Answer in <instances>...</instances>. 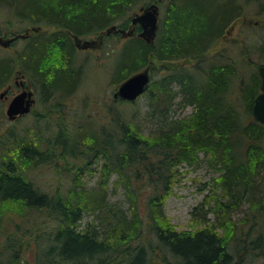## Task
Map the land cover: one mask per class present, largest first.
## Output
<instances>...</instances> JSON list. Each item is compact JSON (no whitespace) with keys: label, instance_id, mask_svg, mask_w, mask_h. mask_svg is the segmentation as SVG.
Here are the masks:
<instances>
[{"label":"trees","instance_id":"obj_1","mask_svg":"<svg viewBox=\"0 0 264 264\" xmlns=\"http://www.w3.org/2000/svg\"><path fill=\"white\" fill-rule=\"evenodd\" d=\"M152 1L164 7L154 40L146 43L136 34L127 37L112 83L116 90L152 61L191 60L190 65L151 67L152 77L143 94L157 129L143 134L126 112L134 101L120 98L116 105L122 110L107 107L100 123L83 110L66 114L65 106L72 103L85 64L83 60L78 66L81 71H69L70 60L78 59L69 33L86 38L110 25L128 29L133 7ZM245 16L259 20L262 35L243 36L238 56L235 51V57L230 52L223 57L210 54L231 23ZM0 17L3 35L19 31L14 29L16 22L41 27L17 63L32 68L39 86L43 108L35 111V117L54 121L49 136L37 131L36 139L18 147L12 140L6 148H18L20 159L8 158L0 169V222L13 210L22 220H33L36 210L47 218L29 222L22 230L15 223L7 233V227L0 230V264H19L29 239L35 264L255 262H247V254L264 264V124L251 115L260 90L257 67L264 63V0H0ZM118 37L120 33L103 36L104 52L106 42L111 38L116 42ZM54 50L57 62L52 66L53 59L47 57ZM13 67L10 56L0 57V89L8 83ZM176 95L192 110L171 118ZM201 152L220 173L200 203L208 207L196 228L179 231L167 223L165 198L179 167L196 164ZM61 160L66 161L62 171L70 177L64 192L42 191L26 176L27 169L20 168L29 161L31 171L38 165L56 169ZM87 173L97 176L96 186L85 187L82 178ZM112 174L116 175L114 186L122 187L127 197L126 209L107 201ZM245 203L249 207L237 222L231 212ZM207 213L213 217L211 222ZM91 215L82 226V219ZM238 232L244 235L237 237ZM233 236L241 247L232 251L236 261H231L234 254L228 249Z\"/></svg>","mask_w":264,"mask_h":264},{"label":"rangeland","instance_id":"obj_2","mask_svg":"<svg viewBox=\"0 0 264 264\" xmlns=\"http://www.w3.org/2000/svg\"><path fill=\"white\" fill-rule=\"evenodd\" d=\"M164 1L165 0H162V2ZM141 5H143V2L137 3L130 11L131 15L134 12H137ZM163 9L164 7L161 5L159 8L160 15ZM255 21L257 20L254 16H245L234 20L226 29L227 31L223 34L228 38H226V40H220L215 48L209 50L210 54L214 52V50L219 49V47L222 48L228 47V45H233L232 41H235L234 39H236L238 44L236 45L234 51L238 56V52L242 50L241 40L243 36H247V33L249 32H251L250 34L255 38L262 35V31L257 27L260 22L259 20L257 22ZM17 23L18 22H16V24ZM16 24L14 29L21 28L20 30H22L25 29L26 26H30ZM0 25L4 26L1 17ZM254 26H256V28H254ZM4 30L5 29H3L2 32H4ZM48 30L50 31L51 29ZM8 34L9 36L12 35L10 33ZM95 37L96 36H88L86 38H93L96 40L97 37ZM114 39L115 38H111L106 42L107 44L105 47V52L103 47L100 49H76L74 47L78 58L81 62L84 60L85 64L83 67L84 73L81 82L71 97L72 101L70 102L72 103H70L68 106H65L66 114L69 116L76 115L77 112L78 114L79 112L81 114V111L83 110L84 114H90L96 123H100L103 121L102 116L106 112V108L116 105V98L113 97L115 86L112 83V79H116L117 77V71H114V68L117 66L118 62L123 60V56L126 51L123 45L127 37H118L116 42H114ZM21 44H23V41H17L16 43L18 48ZM54 52H56V50L52 52L50 58L47 57L48 60L53 59L52 62L49 61V65L52 66H54V64L57 62V55ZM11 53V48L5 49L0 47V57L11 56ZM162 63L173 65V67H178L190 65L191 60L178 59L167 62L152 61L144 68H146L151 75V67H159ZM62 65L63 63H60L58 66L63 67ZM9 83L10 81L8 84ZM38 87L39 86L34 87V96L36 101L28 114L14 120H8L7 117L1 116L0 114V169H2V163L7 161L8 158L13 159L16 156V159H20L17 152L18 148H15L16 151H10L9 149L6 151L7 146L12 143V140L16 141V147H18L20 144H23L25 140L30 139V141H32L36 139L37 131L43 137L50 135V130L54 121H51V119L46 116L35 117V111L43 108V102L41 101V95L38 92ZM6 88L7 86L5 85L0 89V91H4ZM173 89L177 90V86L175 84L173 85ZM13 91L15 92L14 88H8L7 97L0 98V103L4 108L14 95ZM83 101H85V104H83ZM122 107L123 106L121 105H116V109L118 110H122ZM191 110L192 106L181 103L179 95H176L170 107L169 114L171 118H179L187 115ZM127 111L130 119L139 127L143 134L148 135L157 129L158 122L149 114L146 95H140L133 104L128 106V109L126 108V112ZM6 153L8 154L6 155ZM208 158L209 157L207 155L201 152L199 153V161L196 164H182L179 167V171L173 178L171 193L165 198L164 214L166 216L167 223L179 231L194 230L196 228V224H198V221L200 220V217L202 218L205 209L208 207L207 203H203L202 205H200V203L204 199L205 195H208L211 192L213 180L214 178H217L220 173L211 165L210 159ZM16 163H19L18 160ZM64 163H66L65 160H61L60 164L57 161L56 169L48 166L38 165L33 167L31 171L28 167L30 162L27 161L26 163H23L20 168L27 169L25 172L26 176H28L34 182V184L39 187V189L47 192L48 194H53L56 192V190H59V192H64L65 187L68 185L67 181H69L70 177L67 173H64L60 167L63 166ZM88 175L89 174L87 173L82 178L83 180H86L85 187L89 188L96 186L97 176L95 174H93V176ZM115 177L116 175L112 174L108 178V187L106 190L107 201L123 209H126L128 206L127 197L122 187L114 186L113 181ZM248 207V204L245 203L240 205L238 208L233 209L231 212L233 219L239 222L243 218ZM33 212V214L36 213V216H34L35 220L32 214L31 219L33 218V220L28 221L26 219L22 220V215L17 214L16 210L8 211L3 217V222H0V230H2L4 227H7V233L12 228L14 223L21 225L20 230H22L33 221L41 222L47 218L45 213L41 214V211L36 210ZM92 217L93 215L85 216L81 221L82 226L86 221L91 220ZM206 218L210 222L213 220V217L210 213L206 214ZM240 224L241 223H239V225ZM243 235L244 233L238 232L236 236L241 237ZM236 236H233L229 242L228 249L231 252L235 249H241ZM2 237L4 238V234ZM2 237L1 240L3 239ZM29 241V248L23 252L22 260L19 262V264H35L33 255L34 247L32 240L29 239ZM232 253L234 255L232 256L231 261H236L238 258L236 251ZM244 257H246L247 262L250 260H255V262L250 264H259L260 258L257 256L252 257L251 254H247Z\"/></svg>","mask_w":264,"mask_h":264},{"label":"water","instance_id":"obj_3","mask_svg":"<svg viewBox=\"0 0 264 264\" xmlns=\"http://www.w3.org/2000/svg\"><path fill=\"white\" fill-rule=\"evenodd\" d=\"M159 18V6L153 1L142 5L138 8L131 17V27L129 29H123L121 27H116V25L109 26L104 33L109 34L111 32H119L122 36H130L134 32V25L138 24L140 31L136 34L138 37L142 38L146 43H151L154 40L156 30L158 27ZM36 30L35 27L32 28ZM28 31H26L27 33ZM99 35L100 43L101 36ZM25 37V34L20 35ZM17 35L11 37H2L0 35V46L8 47L10 42L15 39ZM73 40L75 46L79 49H86L95 46L97 41L95 39H82L77 35H73ZM258 74L260 77V91L254 97L251 106L252 118L260 123L264 124V64L259 65ZM150 81V74L146 68L141 69L127 78H125L116 88L113 93L114 98H120L127 101H134L137 99L147 88ZM31 91H22L15 95L8 103L6 113L7 116L12 119L16 114L28 112L30 109V104L33 101L31 98Z\"/></svg>","mask_w":264,"mask_h":264},{"label":"flooded vegetation","instance_id":"obj_4","mask_svg":"<svg viewBox=\"0 0 264 264\" xmlns=\"http://www.w3.org/2000/svg\"><path fill=\"white\" fill-rule=\"evenodd\" d=\"M137 26H138L137 24L133 26L134 30L136 29ZM33 27H34L33 25H30V26H26L25 29H22L23 31L22 30L14 31L12 33V35H10V36L17 35V37L10 42V45L7 48H5V49H8V48L12 49V53L10 54L11 55L10 58L12 60V67L13 66L14 67L12 69V71H13L12 75L9 79L10 83L9 84L6 83L7 88L4 91H0V98L7 97V90H8V88L10 89L12 87L15 89V92L13 91L14 95L12 96V98L22 91H27V92L31 91V93H32L31 98L33 99V101L30 104V109L28 112L16 114L12 119L8 118L7 113H6L8 103L10 102L11 99L9 100V102L7 103L5 108L0 103V114H1V116L7 117L8 120H14L16 118H20L23 115L28 114L31 111V108L36 101L35 96H34V87H36L35 79H34V75H33L34 72L33 73L31 72L33 70L29 65L27 68H24V67H22L21 64L17 63V59L19 57H20V59H22V55L25 53L26 49L31 46V44H32L31 41H32V38L34 37V34L38 33L40 31L39 26H35L36 30H33L32 29ZM20 31H22V32H20ZM26 31H28V32L26 33ZM22 34H25L26 36L25 37L20 36ZM0 35L3 36L2 33ZM69 35L73 39L72 34L69 33ZM96 37H97V39H96L97 44H95V46L87 48V49H100L103 47V35L101 36V43H100V39L98 38L99 35ZM226 38H228V37H226L225 35H221V37L218 38L217 43L215 44V46H213V48H215L218 45V42L220 40H224V39L226 40ZM234 40L235 41H232L233 45H228V47H222V48L219 47V49L214 50V52H212L211 54L219 53V54H221L219 56L223 57V56L228 55V53L230 52L235 57L234 49L236 48V45L238 44V42L236 41V39H234ZM17 41H23V44H21L19 48L16 45ZM72 43L76 49H79L75 46V43L73 42V40H72ZM70 61H71L72 66L69 68V71H77V72L81 71V69H79V67H78L81 63L79 58L78 59H71ZM41 71H49V70L47 68H43ZM83 71H84V69H83ZM257 71H258V69H257ZM69 104L70 103L68 102L66 106H68Z\"/></svg>","mask_w":264,"mask_h":264},{"label":"bare ground","instance_id":"obj_5","mask_svg":"<svg viewBox=\"0 0 264 264\" xmlns=\"http://www.w3.org/2000/svg\"><path fill=\"white\" fill-rule=\"evenodd\" d=\"M160 8V7H159ZM242 41V40H241ZM242 43V42H241Z\"/></svg>","mask_w":264,"mask_h":264}]
</instances>
